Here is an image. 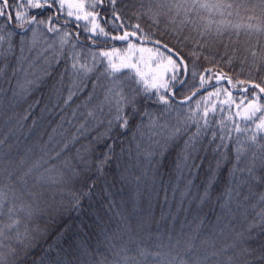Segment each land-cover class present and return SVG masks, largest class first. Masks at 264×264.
Segmentation results:
<instances>
[{"label":"snow or ice","instance_id":"snow-or-ice-1","mask_svg":"<svg viewBox=\"0 0 264 264\" xmlns=\"http://www.w3.org/2000/svg\"><path fill=\"white\" fill-rule=\"evenodd\" d=\"M241 10L252 14L243 17ZM46 12L50 14L45 16ZM202 12L221 19L206 18ZM234 15L257 23H232L229 18ZM70 24L78 31H69ZM242 30L248 37L256 34V42L241 45ZM261 37L264 0H0V107L7 92L13 99L30 94L38 81L29 77L41 60L45 76L52 74L49 69L64 64L53 87L54 100L50 97L52 108L45 110L63 112L83 97L70 115L61 116L60 126L67 122L75 132L58 151L43 145V154L20 175L17 172L27 157L17 165L9 155L12 145H8V153L4 151L8 137L0 138V264H16L9 259L18 255L10 242L23 244L28 238V228L22 234L20 227L31 216L32 202L38 195L29 188L30 177L36 183L55 184L60 192L70 191L72 207L77 209L103 180L106 204L101 208L115 211L123 221L115 230L100 229L103 240L98 243L104 252L99 248L85 250V262L63 249L54 255L50 251V264H264ZM110 41L126 44L125 55H119L122 50L116 47H100ZM145 44L152 47L145 48ZM26 50L36 55L26 56ZM145 52L150 54L147 60ZM13 57L15 67H11ZM201 59L213 67L205 68L198 84L192 85L194 90L177 100L188 77H197ZM240 75L247 78L237 79ZM221 95L226 98L220 100ZM197 96L195 108L190 106L186 114L179 115L175 106ZM174 110L178 113L175 124L169 117ZM226 110L229 115L217 120V114ZM93 132L97 134L81 144L73 156L63 159L59 167L51 164ZM52 139L49 136V142ZM96 144L103 145L99 156L93 147ZM112 165L118 170L121 185L134 186L129 196L133 210L144 192L156 197L163 192L165 204L170 192L173 201L178 197L179 211L213 203L219 209L215 220L205 224L206 216L198 215L191 234L169 232L167 243L163 236H157L156 251L149 250L153 245L142 247L144 241L136 243L132 236L125 241L122 234L129 230L127 217L112 199L110 189L115 180L109 184L106 179ZM225 170L227 177L221 186ZM77 182L81 188L72 190L69 185ZM121 202L126 201L122 198ZM133 243L135 254L129 255Z\"/></svg>","mask_w":264,"mask_h":264},{"label":"trees","instance_id":"trees-1","mask_svg":"<svg viewBox=\"0 0 264 264\" xmlns=\"http://www.w3.org/2000/svg\"><path fill=\"white\" fill-rule=\"evenodd\" d=\"M255 2V0H253ZM50 13H45V16ZM250 12H245L241 10L240 15L246 17L251 15ZM259 14L258 12L256 13ZM202 16L214 20H220L221 17L214 16L209 17L207 12H202ZM232 23H257L256 20L247 21L246 19L241 21L235 15L230 17ZM147 30V25H143ZM164 23L161 22L160 30H163ZM68 30L71 32L78 31L75 25H68ZM155 31V29H153ZM159 35V32L157 33ZM83 39V35L81 36ZM227 39V37L225 38ZM236 37L233 35V40ZM241 45L246 46L247 42L255 43L256 34L252 37H248L243 30L240 34ZM264 40V37H261ZM51 42V41H49ZM40 45L37 46V49ZM100 47L110 49L116 47L122 51L119 55L123 56L125 53L123 49L127 47L126 44L121 42H108L107 44H101ZM145 48H151V44L143 45ZM189 49H185V52ZM223 51V48L220 49ZM26 56L34 57L36 52L28 53L27 50L24 53ZM16 55H20L17 49ZM139 55V54H138ZM145 59L147 60L149 53L145 52ZM219 59V57H217ZM11 67H15V58H11ZM154 67V66H153ZM191 67V65H190ZM208 67H213V64L201 59L197 63V77L193 79L191 76L188 77V82L184 88H181L177 93V100L183 99V95L190 94L192 85L198 84L199 75L203 73V70ZM43 68V61L38 62L33 68L34 75L30 76L29 79H36L38 83L32 88L30 94L24 96L23 98L17 97L13 99L11 97V92H7L2 98V107L0 111L3 112V118L0 119V138L7 136L8 139L4 146V151L8 153V145H12L11 155L16 164L19 165L22 158L27 157L25 164L20 166L17 175H20L23 171L27 169L30 163L41 156V148L46 143L48 148L53 149V151L59 150V145L62 144L66 139H68L72 133L75 132V127H70L67 122L63 123L61 127V116L70 115L71 109L80 103V99L76 100L70 107L65 108L63 112L58 110L47 111L46 108H52V102L50 97L54 100L52 96L53 87L57 84L59 73L63 71L64 64L61 62L59 65L49 69L51 71L50 76H45L44 72L41 70ZM147 71V68H145ZM224 71L228 72V68H224ZM11 69H9V72ZM238 71V69L236 70ZM231 75L232 73L229 72ZM237 79H246L245 75H240L236 77ZM15 80H13V84ZM227 87V85H223ZM8 85L5 84V88ZM214 90V89H209ZM232 91V89H229ZM66 95V93H65ZM202 95L206 96L207 92H203ZM237 94L233 92V96ZM200 97H195L191 102L184 105L177 104L175 107L180 109L179 115L186 114L188 108L191 106L195 108V101ZM224 95L220 96V100L225 99ZM39 101L37 104L36 102ZM33 105L31 110L29 106ZM235 111V109H233ZM28 113L27 119H23L25 114ZM229 115L226 110L223 114H217V120H220ZM178 113L177 111H172L169 114L170 120L173 124L176 123ZM10 118V119H9ZM35 120V124L33 121ZM75 123V122H74ZM11 129V132L9 131ZM53 129L56 131L54 132ZM67 130V131H65ZM119 131V129L117 130ZM192 131H195L193 128ZM97 133L93 132L91 136L86 139H81L79 143L75 144L68 152H65L60 160H53L51 164L60 166L61 161L66 157L73 156L77 148L81 144H87L92 136ZM131 132L128 133V136ZM236 134L233 133V136ZM49 136L53 139L49 142ZM122 139H127V137H121ZM95 148L96 155L103 151L102 144L93 145ZM31 148L32 151L29 153L28 149ZM119 148H117V152ZM52 153L50 152L49 155ZM172 156L175 155L173 152ZM7 159V157H5ZM171 156L169 160L165 161V171L170 165ZM43 171V169H41ZM227 177V171H224V175L221 177V186L224 183V179ZM203 178L201 175L200 179L196 180L199 184L200 180ZM107 182L113 184L110 191L114 194L112 199L116 201L117 208L120 209L123 214L127 217L128 229L122 235L125 241L128 240L129 236L135 238L136 243L143 240L144 243L142 247H150V251H156L154 245L158 243L157 236H163L164 242L167 243V234L172 232L173 235L181 232L191 234V229L196 227L198 220L195 218L199 216H206L205 224L209 221H214L215 216L218 213V207H214L213 203L206 204L198 209L196 205H193L191 210L188 212L179 211L177 208L178 197L176 201L171 199V193L169 192V202L165 204L163 202V192L160 193L159 197H156L155 193L149 194V192H144L141 199L137 202V207L133 210V205L129 196L133 194V185H121L118 181V170L115 165H112L107 173ZM167 180V177H165ZM29 188L37 193L31 209V216L27 218L26 224H22L20 227V232L23 234L25 227L29 230V235L27 239L23 240V244H18L15 240L10 243L13 247L17 249V257L10 260H15L16 264H50L48 253L51 251L54 255L56 250L63 249L66 252H70L75 257H80L81 261H87L88 257L83 256L82 253L85 250L91 251L92 249L99 248L100 252H104L105 249L101 246L98 241L103 240V236L100 234L101 228H108L110 230H115L117 225H123V221L115 215V211H108L106 208H101V204H106L104 199V187L105 183L101 180L97 187L95 188L93 194L90 197L83 198L80 203V207H72L73 201L71 199V192L65 190L60 192L55 184L48 183H36L33 178H28ZM72 190L81 188L80 183H72L69 185ZM123 189V190H122ZM122 198L124 203H122ZM151 205V206H150ZM185 207H188L185 204ZM24 215V214H21ZM203 235V231L201 233ZM136 243L130 245L132 251L129 255L135 254ZM27 246V247H26ZM111 258V257H109ZM152 258L149 257V260ZM80 264V262H77Z\"/></svg>","mask_w":264,"mask_h":264}]
</instances>
